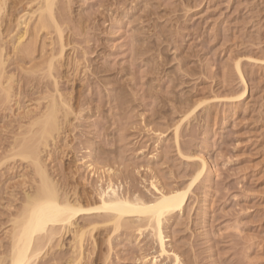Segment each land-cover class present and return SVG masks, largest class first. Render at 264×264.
<instances>
[{
  "label": "rangeland",
  "instance_id": "1",
  "mask_svg": "<svg viewBox=\"0 0 264 264\" xmlns=\"http://www.w3.org/2000/svg\"><path fill=\"white\" fill-rule=\"evenodd\" d=\"M29 1L5 0L0 46L6 76L16 62L25 68L40 62L51 40L57 43L50 25V33L40 32L33 54L14 52L16 19L36 9ZM53 5L66 44L59 89L75 113L82 109L49 147L51 158L44 154L60 190L77 192L83 207L98 203L97 177L81 165L82 158L93 162L104 188L106 170L113 168L111 180L125 196L150 199L153 176L166 190L185 188L193 168L177 152L174 127L202 103L183 123L179 142L185 154L204 155L210 173L193 189L184 214L165 224L168 249L183 264H264V0H54ZM33 38L26 39V48ZM237 62L249 86L242 99H232L241 93ZM18 73L13 86L19 105L10 112L0 102V160L16 132L14 115L41 97L37 81ZM2 163L0 263L8 264L11 220L34 184L19 157ZM98 225L93 237H85L82 264H148L144 256L158 255L149 232L139 239L135 229L113 234L111 226ZM71 242L62 232L35 264H73L78 254Z\"/></svg>",
  "mask_w": 264,
  "mask_h": 264
},
{
  "label": "bare ground",
  "instance_id": "2",
  "mask_svg": "<svg viewBox=\"0 0 264 264\" xmlns=\"http://www.w3.org/2000/svg\"><path fill=\"white\" fill-rule=\"evenodd\" d=\"M21 1L24 0H20L17 5H20ZM33 4H36V9L31 14L24 12L16 19V25L20 31L15 36L14 52L17 51L22 55L33 54L35 52L33 47L38 42L40 32L50 33L51 28L55 29L57 33V43L51 40L50 48L48 47L50 50L41 55L40 62H34L30 67L25 68L24 64L21 65L16 62L18 64H15L14 72L8 76H6L7 59L3 55V47L0 46V102L3 110L12 112L13 106L19 105L16 99L19 97V93H14L13 86L19 80L17 79V72L27 75L29 79L35 82L37 81V86H39L37 93L41 96L37 97L38 99L35 100L36 105L34 104L33 108H29L20 115H14V120L17 122L16 132L13 129V137H10L12 138L11 142H8V146L5 147L6 151L4 150L6 154L2 156L1 159L3 160H0V163L3 161L2 164H5L13 158L19 157L31 169L34 184L32 191L25 194L21 211L17 212L18 215L16 214L17 216L11 220L9 263L35 264L40 252L46 246L52 243L62 232H68L72 239L71 243L75 248L74 252L78 254V259H76L77 256L73 257L76 259L73 264H82L80 258L84 250L85 237L87 235L93 237L95 230L100 226L98 224H101L111 226L113 234L121 228L135 229L139 239L145 231L149 232L156 244L155 246L158 247V255L144 256L142 259L145 263L159 264L165 258L172 261L173 264H183L181 263V257L176 252L168 249L167 242L169 240L165 235L164 228L170 218L184 214L193 189L207 172L210 173L209 162L204 155L185 154L179 142V133L183 123L196 112L202 103L192 106L174 127L173 137L177 152L193 168L191 170L192 178L185 188L176 187L166 190L159 179L153 176L149 183L150 189L147 190L149 193L150 191L153 193H151L150 199L146 200L138 194L133 195V197L125 196L120 193L119 187H116L111 180L113 168L106 170L109 178L106 188H104L102 186V176H97V170H95L93 162L82 158L80 160L81 165L83 164L92 171L93 178L94 176L97 177V187L93 196L96 195L98 200L95 206L83 207L77 192L70 195L60 190L57 181L49 173L44 156L46 153L48 160L51 158L50 153H48L49 147L56 144V140L63 131L64 126H68L72 122L71 117L74 116L75 112L70 104L72 100L68 101L59 89V72L63 64L60 60L63 53H65L66 44L58 20L54 15V0H31L27 5L31 7ZM4 5L5 0H0V29L2 27L1 14ZM32 18H35V20L30 28ZM31 34L34 38L31 39V42L29 41L26 48L24 43ZM262 62L264 60H261L260 63L262 64ZM70 63L72 62L67 63L68 66H71ZM64 65L62 67H65ZM236 68L240 78L241 93L232 99H242L247 96L249 86L242 72L240 62H237ZM96 73V71L91 72L93 75H96ZM80 114H82V109L75 113V116L77 117ZM13 126L10 128L12 129ZM88 157H91L90 154ZM94 218L100 221L96 222ZM82 219H87L85 222L86 224L89 222L88 225L84 221V224L80 223ZM111 239V235L108 236L107 242ZM42 245L43 247H41ZM2 258H0V262Z\"/></svg>",
  "mask_w": 264,
  "mask_h": 264
}]
</instances>
